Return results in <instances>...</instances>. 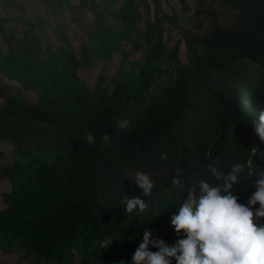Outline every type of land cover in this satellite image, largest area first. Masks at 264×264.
I'll return each instance as SVG.
<instances>
[{"label": "trees", "instance_id": "16d2710c", "mask_svg": "<svg viewBox=\"0 0 264 264\" xmlns=\"http://www.w3.org/2000/svg\"><path fill=\"white\" fill-rule=\"evenodd\" d=\"M17 2L8 4L10 17L0 15V36L9 49L0 51V74L33 91L36 100L0 89V143L13 158L0 168L6 187L0 238L22 249L21 259L72 264L69 248L78 245V264H133L146 230L151 240L174 245L183 234L177 236L171 217L187 188L200 180L223 183L208 169L217 157L222 173L234 163L246 165L233 189L246 203L257 179L249 172L264 169V142L253 123L264 110V0H207L181 34L184 62L179 46L165 39V23L176 28L177 16L166 14L160 0H150L151 19L144 0H120L113 10L94 12L89 31L82 32V61L68 48L61 20L66 15L75 21L69 14L74 7L95 10L96 0H50L42 16ZM222 11L231 14L227 21ZM51 17L59 20L54 33L67 50L41 61L32 51ZM114 39L146 51L134 73L122 60L113 75L99 72L98 62L127 53ZM91 66L98 76L90 88L78 70ZM124 119L129 126L121 130L117 124ZM89 131L96 137L92 145ZM104 133L110 135L107 144ZM177 168L184 169V189L171 184ZM138 171L154 184L150 196L131 178ZM124 195L143 198L145 212L127 214ZM148 250L158 251L151 243Z\"/></svg>", "mask_w": 264, "mask_h": 264}, {"label": "clouds", "instance_id": "9594fccd", "mask_svg": "<svg viewBox=\"0 0 264 264\" xmlns=\"http://www.w3.org/2000/svg\"><path fill=\"white\" fill-rule=\"evenodd\" d=\"M255 134L264 142V110L253 120ZM117 126L126 130L129 121H118ZM86 141L92 145L96 137L87 132ZM103 142L107 144L110 135L103 134ZM220 163L217 157L208 165L209 171L218 181L211 184L200 180L187 188V197L178 208L177 214L171 217V224L177 236L183 234L174 245L169 246L163 240H151V232L145 231L143 242L133 255V264H264V169L259 173L249 172L255 176V191L246 203H240L234 195V185L238 184L246 165L234 163L227 172H221L215 165ZM251 167V163L247 165ZM184 169L177 168L171 178L176 189H184L182 177ZM131 178L142 190L143 196H150L154 184L149 175L138 171ZM127 214L134 210L144 213L148 205L140 197H123ZM258 205V207H255ZM152 244L158 251H149Z\"/></svg>", "mask_w": 264, "mask_h": 264}, {"label": "rangeland", "instance_id": "374dc122", "mask_svg": "<svg viewBox=\"0 0 264 264\" xmlns=\"http://www.w3.org/2000/svg\"><path fill=\"white\" fill-rule=\"evenodd\" d=\"M23 1V0H22ZM120 0H96L97 8L95 10L83 9L80 7H74L71 9L69 14L75 19V21L70 22L66 15L62 16V20L67 25V35L66 39L69 42L68 48L74 52L80 61L82 59L79 57V53L81 52L83 44H85L86 40L82 38V32H88V28L86 26L92 25L94 21L93 13L101 12L100 9L109 10L115 9V3H119ZM148 7V16L151 19L152 17V5L150 0H144ZM207 0H160L163 11L170 15L175 13L177 16V27H171L169 24L165 23V27L167 29L165 34V39L167 45H178L179 46V56L181 58V62L185 61L184 58V45L180 43L181 34L185 31L191 29L190 18L193 16V13L196 9H201ZM16 2L15 5H19L20 2L17 0H0V15L10 17L12 15L11 8L8 7L9 3ZM25 3L29 4V7L34 10V12L38 16H42L43 3H50V0H24ZM74 6L77 3H73ZM49 10V9H48ZM47 10V11H48ZM140 11H142L140 9ZM33 12H29L27 16L32 14ZM143 13V11H142ZM220 17L223 21H227L231 14L229 12L222 11L220 13ZM44 19V15H43ZM48 21L43 22V31L38 35L39 42L35 49L32 51V55L38 58L41 61H48L53 56H63L67 50V46L61 44L58 40L57 35L54 33L58 32L57 25L59 20L54 18H47ZM110 23L114 24L115 27L120 28V25L117 21H114L112 18L108 19ZM28 21L31 22L32 19L28 17ZM205 20L201 19L199 24L204 23ZM7 28V25L5 26ZM144 28V22L139 26V30ZM36 30V29H35ZM119 30V29H118ZM101 32H103L101 30ZM115 42H118L122 45V47L126 50V55L121 56L120 53H115L113 56V60L109 63L98 62V65H101V69L99 72H102L104 75H113L116 71L117 64L120 60H122L125 64V69L130 72H135V66L142 61V58L146 56V51L143 50L141 53L134 52L131 47V43L125 40H117L114 39ZM8 48L2 38L0 36V51L8 52ZM92 55V54H91ZM78 76L86 82V84L91 88L92 84H94L96 77L98 76V71L91 66L85 70H78ZM0 89L4 91L5 94H14L18 96L25 97L28 102H35L36 95L33 91H25L22 86L17 85L13 82H9L3 78L0 74ZM3 99L0 98V103H2ZM4 150V151H2ZM3 152V153H2ZM6 145L0 143V154L3 155L0 158V168L9 165L12 163L13 158L11 155L6 153ZM5 186L0 183V195L5 191ZM71 253V262L72 264H78L81 259V250L78 245L72 246L69 248ZM21 255H23L22 249L19 248L16 244H9L0 238V264H37L32 258L21 259Z\"/></svg>", "mask_w": 264, "mask_h": 264}]
</instances>
